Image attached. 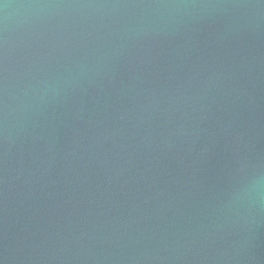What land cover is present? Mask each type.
<instances>
[{
    "label": "water",
    "instance_id": "95a60500",
    "mask_svg": "<svg viewBox=\"0 0 264 264\" xmlns=\"http://www.w3.org/2000/svg\"><path fill=\"white\" fill-rule=\"evenodd\" d=\"M0 264H264V0H0Z\"/></svg>",
    "mask_w": 264,
    "mask_h": 264
}]
</instances>
